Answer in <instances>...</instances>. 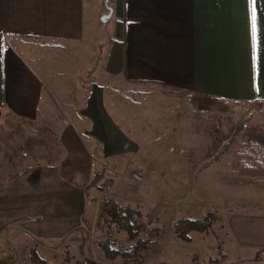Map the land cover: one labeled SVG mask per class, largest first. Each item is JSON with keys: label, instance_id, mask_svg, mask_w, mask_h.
<instances>
[{"label": "crops", "instance_id": "obj_1", "mask_svg": "<svg viewBox=\"0 0 264 264\" xmlns=\"http://www.w3.org/2000/svg\"><path fill=\"white\" fill-rule=\"evenodd\" d=\"M103 17L114 20L113 35L98 55L91 43ZM42 40L54 55L26 48ZM82 47L88 73L100 60L92 85L79 65ZM140 89L177 92L211 110L264 101V0H0V118L45 120L60 146L54 160L31 158L0 184L1 263L19 264L33 247L48 263L63 241L83 244L100 204L96 187L86 195L96 173L109 170L114 184L146 162L144 123L133 115L126 123ZM190 158L176 166L191 169ZM112 191L107 198L124 206Z\"/></svg>", "mask_w": 264, "mask_h": 264}, {"label": "rangeland", "instance_id": "obj_2", "mask_svg": "<svg viewBox=\"0 0 264 264\" xmlns=\"http://www.w3.org/2000/svg\"><path fill=\"white\" fill-rule=\"evenodd\" d=\"M107 10L109 14L111 9ZM103 18L96 27L95 41L91 43L98 55L106 50L110 35H113L114 20ZM29 47L39 51L37 56H51L55 52L54 45L45 40L27 44L26 48ZM80 50L79 65L86 68L87 48ZM99 63L97 59L92 62V73H88V68L84 70L86 78L93 75L91 85L101 78L97 77L101 71ZM74 69L71 67L65 72ZM117 89L123 94V87L117 86ZM142 90L135 96L138 105L126 123L134 122L133 115L136 122L145 126L140 138L147 156L146 162L142 160L143 180L130 179V171L136 168L133 164L121 173L113 186L119 192V202L125 207L142 208L141 211L136 209L135 215L140 234L131 239L125 231L118 230L110 236L108 226L99 224L100 216L112 215L113 208L104 202L113 193L111 191L100 204L96 203L91 227L89 224L88 232L86 230L82 236L83 244L75 243L68 248L63 241V248L55 251L54 256L49 252L47 264H92L93 261L96 264H131L123 256L107 258L100 244L111 239V248L128 250L150 228L156 235L139 252L140 264H264V261H253L264 255V178L242 176L229 167L238 143L264 144V126L261 125L264 102H230L225 107L221 102L215 106L216 110H211L207 105L201 107L191 103L177 92L172 95L151 90L142 94ZM54 133L45 120L4 114L0 118V184L18 173L26 162L32 161L31 158L39 163L54 160L56 157H50L51 154H60ZM189 156L191 169L176 166ZM112 180L107 170L103 183L107 185ZM101 192L95 194L97 201ZM208 213H212V217L205 232L192 231L188 234L190 239L178 236L175 229L178 219L203 218ZM40 250V254L43 253L44 249L40 247ZM25 260H19V264H46L35 263L30 255ZM2 264L8 263L3 261Z\"/></svg>", "mask_w": 264, "mask_h": 264}, {"label": "trees", "instance_id": "obj_3", "mask_svg": "<svg viewBox=\"0 0 264 264\" xmlns=\"http://www.w3.org/2000/svg\"><path fill=\"white\" fill-rule=\"evenodd\" d=\"M256 101H262L257 99ZM264 126V121L262 124ZM52 157V154L51 156ZM232 167L242 176H252V177H264V144H254L250 141L238 143L233 152ZM104 174L102 172L96 173L92 181L86 187V195H89V189L96 187L98 191H103L106 188V184L102 183ZM107 205L112 204V215L107 218L106 225L117 224L119 231H125L129 238L134 239L140 234V229L136 228L135 215L137 210L132 207H125L112 202L111 199H104ZM212 213H208L203 218H192V217H182L178 219L175 223L176 233L179 237L184 239H190L188 234L192 231L205 232L211 223ZM88 232V231H87ZM118 232V231H117ZM112 241V242H111ZM150 240L145 238H139L136 243L128 250H120L116 248H111L113 240L106 239L100 245L104 250V255L110 259H115L117 256H123L124 258H129L134 255H138L139 252L145 248ZM113 247V246H112ZM31 260L35 263L42 262L47 264V260L38 253L35 247L32 248L30 253ZM3 263V262H2ZM0 262V264H2ZM92 264H95L93 261Z\"/></svg>", "mask_w": 264, "mask_h": 264}, {"label": "built area", "instance_id": "obj_4", "mask_svg": "<svg viewBox=\"0 0 264 264\" xmlns=\"http://www.w3.org/2000/svg\"><path fill=\"white\" fill-rule=\"evenodd\" d=\"M136 168L132 171H130L129 173V177L130 179H132L133 181H137V182H141L143 180V168L140 165H136ZM113 183L107 184L106 188L101 192L100 195V201L103 200L104 197H106V195L108 193H110L113 190ZM109 215H102L99 217V224L100 225H106L107 223V218H109ZM108 229V233L110 236H113L119 229L118 225L113 223L110 227H107ZM144 229V228H143ZM152 228L150 229H144L143 232L145 231V236L143 238L147 239V240H151L153 239V237L156 235V232L153 233ZM142 232V233H143ZM128 262L131 264H140L142 262V259L139 255H134L128 258Z\"/></svg>", "mask_w": 264, "mask_h": 264}, {"label": "snow or ice", "instance_id": "obj_5", "mask_svg": "<svg viewBox=\"0 0 264 264\" xmlns=\"http://www.w3.org/2000/svg\"><path fill=\"white\" fill-rule=\"evenodd\" d=\"M255 27H256V24H255V10H253V32H255Z\"/></svg>", "mask_w": 264, "mask_h": 264}]
</instances>
